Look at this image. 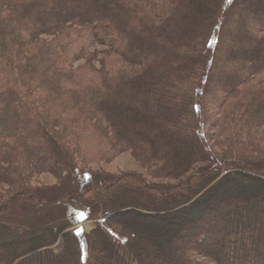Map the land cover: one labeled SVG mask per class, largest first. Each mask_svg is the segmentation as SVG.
Segmentation results:
<instances>
[{"label":"trees","instance_id":"16d2710c","mask_svg":"<svg viewBox=\"0 0 264 264\" xmlns=\"http://www.w3.org/2000/svg\"><path fill=\"white\" fill-rule=\"evenodd\" d=\"M0 264H264V0H0Z\"/></svg>","mask_w":264,"mask_h":264},{"label":"rangeland","instance_id":"374dc122","mask_svg":"<svg viewBox=\"0 0 264 264\" xmlns=\"http://www.w3.org/2000/svg\"><path fill=\"white\" fill-rule=\"evenodd\" d=\"M99 167L113 174L128 173V172H135V173L137 172L141 174L145 173L144 169L136 162V160L132 157L130 153L123 154L119 156L116 160L108 164H104V165L102 164ZM99 167H95V168H99ZM38 181L41 184H55L57 182L56 179L51 176H43ZM95 227H96V223L94 221H85V222H81L77 226H74L68 231L73 232L82 229L85 232L90 233Z\"/></svg>","mask_w":264,"mask_h":264},{"label":"water","instance_id":"95a60500","mask_svg":"<svg viewBox=\"0 0 264 264\" xmlns=\"http://www.w3.org/2000/svg\"><path fill=\"white\" fill-rule=\"evenodd\" d=\"M117 214H118V212L113 213V214L109 215L108 217L110 218V217H113V216H115V215H117Z\"/></svg>","mask_w":264,"mask_h":264}]
</instances>
